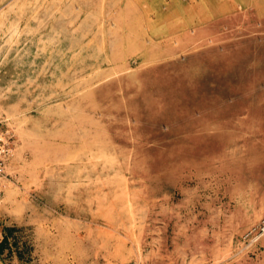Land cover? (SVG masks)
Wrapping results in <instances>:
<instances>
[{
    "label": "rangeland",
    "instance_id": "rangeland-1",
    "mask_svg": "<svg viewBox=\"0 0 264 264\" xmlns=\"http://www.w3.org/2000/svg\"><path fill=\"white\" fill-rule=\"evenodd\" d=\"M0 264H264V0H0Z\"/></svg>",
    "mask_w": 264,
    "mask_h": 264
},
{
    "label": "built area",
    "instance_id": "built-area-1",
    "mask_svg": "<svg viewBox=\"0 0 264 264\" xmlns=\"http://www.w3.org/2000/svg\"><path fill=\"white\" fill-rule=\"evenodd\" d=\"M12 152L11 136L0 119V174L3 173Z\"/></svg>",
    "mask_w": 264,
    "mask_h": 264
},
{
    "label": "trees",
    "instance_id": "trees-1",
    "mask_svg": "<svg viewBox=\"0 0 264 264\" xmlns=\"http://www.w3.org/2000/svg\"><path fill=\"white\" fill-rule=\"evenodd\" d=\"M1 247V246H0Z\"/></svg>",
    "mask_w": 264,
    "mask_h": 264
}]
</instances>
